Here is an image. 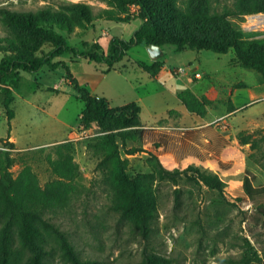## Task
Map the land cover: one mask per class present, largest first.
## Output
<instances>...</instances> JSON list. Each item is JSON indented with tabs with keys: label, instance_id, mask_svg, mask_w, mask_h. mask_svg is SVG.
<instances>
[{
	"label": "rangeland",
	"instance_id": "rangeland-1",
	"mask_svg": "<svg viewBox=\"0 0 264 264\" xmlns=\"http://www.w3.org/2000/svg\"><path fill=\"white\" fill-rule=\"evenodd\" d=\"M72 3L92 6L95 14L101 8L110 9L121 18L119 22L95 20L93 24L77 21L72 33L63 34L68 38V46L80 51L89 50L94 41L106 50L113 37L130 40L142 22L138 6L120 8L113 0H0V8L26 12ZM177 4L190 13L196 8L192 0H177ZM231 7V0L213 2L211 13L224 16ZM247 18L241 20L237 16L229 22L246 38L264 39V23L249 27ZM181 20L174 24H180ZM6 36L24 37L0 21V38ZM166 48V56L174 69L180 63L173 53L176 47ZM50 50L52 45L46 43L36 54L43 56ZM210 54L215 59L202 57L199 73L221 72L219 81L247 84L232 98L236 107L245 105L244 108L235 110L231 101L214 102L208 106L209 114L205 117L190 113L175 94L184 87V84H175L179 77L171 76L173 81L167 82L164 71L157 81L140 66V62L150 61L144 44L133 46L110 72H106V63L74 58L70 53L58 57L68 65L80 87L108 99L113 107L138 103L144 125L155 127L134 130L136 139L127 141L126 148L122 147L121 155L130 161L128 174L132 178L151 172L147 163L151 153L159 155L168 168L180 172L176 182L164 180L155 184L159 218L149 240L111 209L109 187L97 169L98 159L88 147L97 131L79 128L85 103L66 79L63 66L55 70L44 66L37 73L22 74L10 106L15 112L12 121L8 120L4 106L5 96L0 94V147L4 141L10 142L7 137L13 135L18 146L25 149L14 152L25 155L42 185L53 176L45 161L46 154L34 151L57 141L74 142L83 189L70 208L54 215V222L73 244L79 262L57 256V264H142L145 250L165 257L171 264H264V195L247 202L237 201L227 192L220 194L190 180L195 176L190 169L193 167L218 174L234 189L243 185L247 173L254 187H264V142L253 149L251 144L242 145L239 139L240 134L252 135L255 140L264 136V94H261L264 84L257 72L233 63V50L226 55ZM3 56L0 52V62ZM183 68L189 75L182 78L196 83L189 85L198 94H207L214 88L208 76L204 75L197 83L191 77L192 69ZM252 92L260 93L261 97L252 101ZM217 118L222 120L208 123ZM132 149L140 151L128 155L126 152ZM20 170L21 163L12 169L15 175Z\"/></svg>",
	"mask_w": 264,
	"mask_h": 264
},
{
	"label": "trees",
	"instance_id": "trees-1",
	"mask_svg": "<svg viewBox=\"0 0 264 264\" xmlns=\"http://www.w3.org/2000/svg\"><path fill=\"white\" fill-rule=\"evenodd\" d=\"M117 5L139 8L140 27L130 40L113 37L106 50L98 41L90 44L89 50L80 51L67 44L64 32L72 33L77 21L93 24L95 20L121 21L110 9L94 8L82 3L61 4L59 8L42 7L36 11L18 12L0 8V21L9 29L24 37L0 38V94L5 96L4 106L8 120L15 117L10 108L14 102V90L20 85L23 73H37L44 66L55 70L63 66L66 79L73 86L79 99L85 103L79 119L82 130H96L88 147L98 159L97 169L102 173L104 183L111 193V209L120 220L128 222L140 235L149 240L154 224L159 218L156 182L177 181L178 169L168 168L159 155L151 153L147 159L151 172L132 178L128 174L130 161L121 155L127 141H134V130H140L141 107L131 103L113 107L102 97L80 87L66 63L58 57L70 53L74 58H85L90 62L106 63L110 72L116 63L123 61L135 45L146 44L159 47L174 46L180 52L209 51L226 55L234 51L233 63L257 72L264 84V39H249L229 22L237 16L244 20L249 15L264 13V0H231L233 7L224 16L212 14L213 2L220 0H192L196 8L184 11L177 0H113ZM263 11V12H262ZM182 19V20H181ZM181 20L180 24H174ZM174 24V25H173ZM49 43L52 50L43 56L36 53ZM85 46L89 44L85 43ZM161 60L140 66L152 77H157L163 68ZM178 98L187 110L205 117L211 101L197 97L190 90L179 93ZM264 117V116H263ZM242 145L251 144L259 148L261 140L252 135H239ZM0 149V264H57L56 257L79 262L73 244L65 232L54 222V215L70 208L81 195V169L75 159L73 141H65L49 147L36 149V154H46L45 161L53 176L45 185L40 183L37 173L25 160L21 152L15 153V145L4 141ZM140 150L126 152L133 155ZM21 163L17 175L13 167ZM195 176L190 178L220 194L228 193L237 201L247 202L264 195V187L256 188L247 173L241 187L234 189L218 174L199 168H190ZM142 264H171L168 259L147 250L143 253Z\"/></svg>",
	"mask_w": 264,
	"mask_h": 264
},
{
	"label": "crops",
	"instance_id": "crops-1",
	"mask_svg": "<svg viewBox=\"0 0 264 264\" xmlns=\"http://www.w3.org/2000/svg\"><path fill=\"white\" fill-rule=\"evenodd\" d=\"M135 31H134V33H135ZM104 34H105V32H104ZM121 39H123V38H121ZM144 45L147 47V49L149 48L146 44H144ZM166 47L167 46L161 47L162 51L164 53L163 57L160 59L163 62V64H164L163 68H162L161 72L159 73V75L157 77H152L151 76L153 79H155L157 81H160L162 73L166 72V76L165 77L167 78V82H169L170 80L173 81L171 76L172 77L176 76V77H179V79L177 80V82L175 84H184V87H183L182 90L179 89L178 91H175V94H176L177 97H178L180 92H182L184 90H190L192 93H194L199 98H202L203 96H206L211 101V104H213L214 102L225 103L226 101H231V103L235 106V104H234L235 102H234V100L232 98H235V95H236L237 90L239 88H246L247 84H245L243 82H239V83L228 82V83H225L224 81H219V80H221L220 79L221 72H211V74H209L208 72H205L204 75L206 77L208 76L210 81H212L211 84H215V85H214V88H212L207 94L200 95V94H198L196 92V90L194 89L193 85H189V84H196V83L192 82L191 80H185L186 78H184V79L182 78V77H185V76L188 77L189 74L186 75V73H184V74H182L180 76H177L174 73V71L177 70L178 68L188 67V69H192V72L190 74H191V77L193 76L192 77L193 81H195L197 83L200 82L204 78V75H201L199 73V70L201 68V58L205 57V58L215 59L214 56H212V54H210L209 51L197 52V51L187 50V51L180 52L177 49L173 50V53L176 54V55L175 54L174 55L178 57V60H180V63L177 65L178 67L173 69V67H171V60H169L167 58V56H166L167 55V53H166L167 52V50H166L167 48ZM153 62H155V61L150 56V61L148 63H145V64H152ZM196 74H200L201 77L200 78H196ZM224 84H231V85L229 87H226V85H224ZM215 86H217V87H215ZM259 94L260 93L252 92L251 93V100L253 101L255 98H260L261 96ZM261 94H264V92H262ZM262 98L264 99V95H262ZM120 107H122V106H120ZM184 107L186 108L185 105H184ZM244 107H245V105H240L239 107L235 106V110H239V109L244 108ZM208 110H209V108H208ZM141 114H142V108H141ZM141 114H140L141 124L144 127H147V125H144L145 123L142 122ZM208 114H209V111L207 112L206 116ZM227 114L228 113L224 114V116H226ZM262 116H264V114ZM220 120H222V118L212 119V120L208 121V123L209 124L210 123H215V122H218ZM7 140H9L11 143H13L15 145V148H16L15 150L16 151H25V149H23V148L18 146L17 139L13 135L8 136ZM65 141H68V140L57 141V142L51 143L50 146H53V145H56V144H59V143H63Z\"/></svg>",
	"mask_w": 264,
	"mask_h": 264
},
{
	"label": "built area",
	"instance_id": "built-area-1",
	"mask_svg": "<svg viewBox=\"0 0 264 264\" xmlns=\"http://www.w3.org/2000/svg\"><path fill=\"white\" fill-rule=\"evenodd\" d=\"M264 19V15H252V16H249L247 18V20H250V23H253V22H258L260 20ZM175 75L177 76H180L184 73H186V70L184 68H178L177 70L174 71ZM201 75L200 74H196V78H200ZM145 129H148V128H155V127H144ZM0 149H3V150H8L7 148H4V147H0Z\"/></svg>",
	"mask_w": 264,
	"mask_h": 264
},
{
	"label": "water",
	"instance_id": "water-1",
	"mask_svg": "<svg viewBox=\"0 0 264 264\" xmlns=\"http://www.w3.org/2000/svg\"><path fill=\"white\" fill-rule=\"evenodd\" d=\"M149 54L154 61L161 59L164 55L162 48L156 45H152L148 48Z\"/></svg>",
	"mask_w": 264,
	"mask_h": 264
},
{
	"label": "bare ground",
	"instance_id": "bare-ground-1",
	"mask_svg": "<svg viewBox=\"0 0 264 264\" xmlns=\"http://www.w3.org/2000/svg\"><path fill=\"white\" fill-rule=\"evenodd\" d=\"M253 23H255V24H253ZM253 23H250V24H249V27H251V26H252V24H253V25H258V24H256V23L263 24V23H264V21H258V22H253Z\"/></svg>",
	"mask_w": 264,
	"mask_h": 264
}]
</instances>
